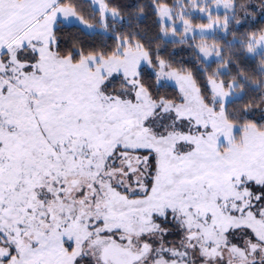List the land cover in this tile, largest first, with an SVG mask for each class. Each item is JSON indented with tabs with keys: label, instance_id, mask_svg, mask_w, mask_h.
<instances>
[{
	"label": "snow or ice",
	"instance_id": "snow-or-ice-1",
	"mask_svg": "<svg viewBox=\"0 0 264 264\" xmlns=\"http://www.w3.org/2000/svg\"><path fill=\"white\" fill-rule=\"evenodd\" d=\"M0 264H264V0H0Z\"/></svg>",
	"mask_w": 264,
	"mask_h": 264
}]
</instances>
